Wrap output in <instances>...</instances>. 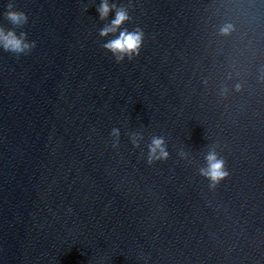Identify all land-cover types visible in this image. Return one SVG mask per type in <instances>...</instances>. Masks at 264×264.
Masks as SVG:
<instances>
[{"label": "water", "instance_id": "95a60500", "mask_svg": "<svg viewBox=\"0 0 264 264\" xmlns=\"http://www.w3.org/2000/svg\"><path fill=\"white\" fill-rule=\"evenodd\" d=\"M103 3L0 0V264H264V0Z\"/></svg>", "mask_w": 264, "mask_h": 264}, {"label": "clouds", "instance_id": "9594fccd", "mask_svg": "<svg viewBox=\"0 0 264 264\" xmlns=\"http://www.w3.org/2000/svg\"><path fill=\"white\" fill-rule=\"evenodd\" d=\"M9 8H11V5H9ZM110 10L111 9L107 3V0H105V3H103L101 5V8L99 9L101 17H107ZM7 16L13 23L17 24L22 23L26 19L24 14L11 11L7 13ZM127 19V14L124 11H118L116 13L115 19L112 21V26L102 30L101 35H107L108 33L115 32L123 25V23ZM141 42L142 37L139 33H130L127 31H122L119 33V36L117 38L108 42L105 47L110 50L114 55H117L121 58L124 55L131 57V55L133 54H138ZM0 45H2L5 50H10L14 52L23 51L25 48L28 47V45L24 43L22 38H18L15 33L11 31L5 32L2 28H0ZM154 144L155 147L153 148V151H155L156 148H159L161 146L162 141H154ZM209 161L210 169L206 173V175L210 176V178L214 181L223 178L226 175V173L222 170L223 163L221 161L216 160L214 156H209Z\"/></svg>", "mask_w": 264, "mask_h": 264}]
</instances>
